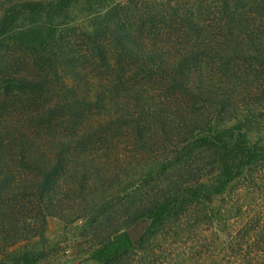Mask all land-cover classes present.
<instances>
[{"label": "trees", "instance_id": "obj_1", "mask_svg": "<svg viewBox=\"0 0 264 264\" xmlns=\"http://www.w3.org/2000/svg\"><path fill=\"white\" fill-rule=\"evenodd\" d=\"M76 4L0 0V264H61L48 218L96 264H186L207 231L264 264L241 254L262 224L235 228L264 170V0H125L78 35Z\"/></svg>", "mask_w": 264, "mask_h": 264}, {"label": "rangeland", "instance_id": "obj_2", "mask_svg": "<svg viewBox=\"0 0 264 264\" xmlns=\"http://www.w3.org/2000/svg\"><path fill=\"white\" fill-rule=\"evenodd\" d=\"M161 1L163 2L164 0ZM185 1L191 4L196 3V0ZM124 2L125 0H77L75 8L70 11L68 17L61 19L56 24L58 26H71L78 35L81 31L86 32L88 30L89 22L93 18L104 14L115 4ZM75 42L76 44H74V46L76 51L81 52V41L76 37ZM252 79L253 77L249 79V82ZM254 86L255 87H250L252 91L250 94L259 93V89L264 90L263 86L259 88L258 83ZM262 95H264V92ZM257 112L253 120L255 129L253 131L250 129L252 133H248V138H250L252 143L260 141L264 144V110L258 109ZM260 177L262 179H259L256 189L253 190L251 195L246 196V202L236 221L235 228L239 230L244 224L253 223L254 221L259 222V224L263 226V230H261L263 234L260 237L264 238V170ZM80 225L81 224L78 223L69 228H64L62 223L57 219L48 218L47 220L46 238L55 246L54 249L56 250V255H58L57 258L61 261V264H96L87 260L86 256L83 255L87 250V246L84 244V240L79 237ZM219 235L222 236L220 232ZM221 236H218L219 238L217 240L213 232L210 233L207 231L198 241L193 242L190 248L186 249V252L194 254L195 257H193V261H188L186 264H246L242 263L237 252L230 249L228 240H226L227 237ZM260 247H262V245L252 244L244 252L242 251L241 254H245L248 260L257 258L262 259V257H264V255H262L264 249ZM255 263V260L251 262V264Z\"/></svg>", "mask_w": 264, "mask_h": 264}]
</instances>
